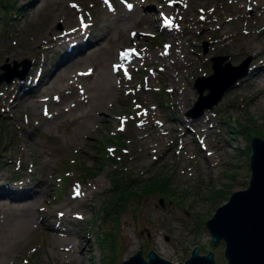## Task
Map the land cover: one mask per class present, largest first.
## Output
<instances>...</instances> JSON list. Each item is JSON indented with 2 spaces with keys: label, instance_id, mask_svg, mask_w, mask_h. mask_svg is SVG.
<instances>
[{
  "label": "rangeland",
  "instance_id": "obj_1",
  "mask_svg": "<svg viewBox=\"0 0 264 264\" xmlns=\"http://www.w3.org/2000/svg\"><path fill=\"white\" fill-rule=\"evenodd\" d=\"M2 1L7 6L0 5V73L3 65L8 63L13 69V61L27 59L25 78L39 68L41 76H46L68 46L55 44L45 51L44 40L80 19L90 24L87 37L77 39L80 44L70 48L73 54L69 53V63L53 87L44 84L47 102H53L51 111L42 110L41 105L19 106L10 119L0 111V189H10V185L19 189L23 183L40 185L38 196L18 201L0 193L1 238L6 236L8 222L13 223L10 231H15L21 207L31 202L35 212L36 225L24 233L10 264H120L138 249L145 258L153 249L166 259L183 261L194 245L201 253L212 250L215 264H226L223 240L207 243L210 233L205 220L232 190L248 183L247 136L253 132L264 138V101H253L255 83L234 81L212 107L198 115H211L208 120L214 125L207 136L206 130L196 129L184 142L179 141L184 124L169 117L172 112L178 117H198L188 113L198 96L194 81L212 72V56L226 55L224 62L233 65L248 58L249 68L254 51L231 60L230 49L235 36L253 41L260 37L259 47L264 46V0H150V8L139 5L136 11L128 7L136 0ZM139 1L146 4L147 0ZM31 3L36 5L32 10L28 9ZM124 12L136 20L148 13L150 24H130ZM186 13L197 21L182 36L179 49L187 50L196 61L180 81L188 88V98L179 104L168 67L152 56L163 49L166 39L157 25L159 17L162 23L178 27V18ZM220 15L236 17L227 26L230 36L224 40L228 42L221 40L214 48L209 36L219 29L205 22ZM50 25L51 34L46 32ZM128 46L136 54L115 60L116 48ZM18 49L25 51L12 57L4 52ZM83 68L85 74L75 75ZM17 69L22 72L23 64ZM20 73L10 81L1 80L0 93L8 84H19ZM39 86L43 96L44 87ZM13 95L14 91L8 93L5 101ZM38 97L29 96L27 103ZM59 97L65 102L54 101ZM81 97L80 104L66 109V103ZM89 107L92 117L75 119L81 109ZM220 144L224 152L214 150ZM201 145L214 151L205 155ZM116 174L121 175V189L125 185L134 189L121 200L118 188L113 187ZM98 179L102 184L96 183ZM154 179L160 189L154 184L145 186ZM142 186L148 190L142 191ZM85 187L91 193L85 198L92 200L76 198L75 189ZM73 210L80 218L69 217L74 220L70 225L89 241L82 257L75 260L54 248L49 229L64 223L68 219L64 216Z\"/></svg>",
  "mask_w": 264,
  "mask_h": 264
},
{
  "label": "bare ground",
  "instance_id": "obj_2",
  "mask_svg": "<svg viewBox=\"0 0 264 264\" xmlns=\"http://www.w3.org/2000/svg\"><path fill=\"white\" fill-rule=\"evenodd\" d=\"M31 1L33 2L35 1L36 3V1L39 2L40 0H31ZM43 1H46V0H43ZM136 1L138 2V0ZM136 1L134 2L132 1L133 3H131L132 10L134 9L133 11H136V8L140 7L139 5H142V6L144 5V7L146 5L148 8L151 7L150 0L145 1L146 4H143L139 1L138 2L139 4L134 6ZM35 6L36 5H33L31 3L28 9L31 8L30 10H32L33 8H35ZM55 6L56 4L53 5V7ZM149 10L150 9H147L144 12L149 11ZM122 15L125 17V21H127L130 24L135 25V22H139V21H143V23H146L147 25L148 23L150 24L148 13H145V15L142 14V16L137 20H136V17L128 18L127 13L125 12L122 13ZM119 17L118 18L116 17V19H119ZM235 17L236 16L220 15L217 18L214 17V19L211 18L210 20L205 22V24L207 25H211L214 23L215 29H219V32L217 34L209 36V38L213 39L214 41L212 44L214 48L217 47V43L221 40H223L225 44L228 42L227 40H224V39H227L228 36H230L227 34V31H228L227 26L230 23V21L233 20ZM157 21H158L157 25H159L158 27H161L163 29L162 31L165 33L166 39L164 41V47H162L163 49H161L160 52L153 54L152 58L161 59L163 68L168 67V72L170 73L171 78H172L171 80L175 83L177 87L176 91L178 93L177 95L178 102L179 104H185V101L188 98V88L187 86L183 85V82H180V81H182L183 76L186 74V72L191 70L192 66L194 65L196 61V58L190 55L187 50H184L183 48L179 49V46L182 43V36H184V33L191 30L190 24L196 22L197 19L194 15L189 16V14L186 13L178 18V21H177L178 27L172 26L171 24L167 25L165 23H162V18L160 17ZM123 23H126V22H123ZM89 26L90 24H88L87 20L80 19L79 21H77L76 24L71 23L70 25L58 30L57 34L54 33L51 35V37L44 40L45 41L43 44L44 47H42V49L45 51H46L45 47L50 49L54 47L55 44H60L62 47H65L67 45L68 48H66V51L64 52V54L56 62V65L51 70V73L47 74L46 76H41L40 68H39L38 72L35 73L33 71L34 74L29 75L26 78L24 76L20 77L19 84L11 83L5 87V90L0 93L1 98L4 99V100L2 99V101L0 100V111L2 110L4 112V115H3L4 117H7L8 119L12 118L14 110L18 108L19 106H25V105L26 106L27 105H31V106L41 105L42 110H47L48 112L51 111L50 105L53 102L52 101L47 102V99L49 96L47 95L48 91L46 87L52 88L54 85V80L57 78L58 75L61 76V71H64L66 69L65 66L68 65L69 63L68 60L70 59L68 58V55H70L69 53L73 54L70 48H73L74 45L80 44V41H78L77 39L82 38V37H87V35L89 34V29H88ZM52 31H54V29L50 25L46 32L51 34ZM39 32H41L40 35H42L41 29H39ZM245 32L249 33L250 30L247 29L245 30ZM188 38L189 36H186L184 40ZM240 38L242 40H239ZM260 43H261L260 37H255V40L253 41L248 36L246 38L243 36H238V37L235 36L233 38V42H232L231 49H230L231 53L234 54L231 57V60L238 59V57H240L247 51H252V52L254 51L252 54L253 60H251L250 62L251 65H249V68H247L245 73L240 75L235 80L236 83H241V81H244L245 83H255V85L252 86V90L254 91L252 99L254 102H257L259 100L264 101V46L259 47ZM37 45H40L39 42H37ZM80 48L82 49V46ZM24 51H25L24 49H18V50H12V51L5 50L4 52L5 53L8 52L9 57H12L13 55L15 56L21 55V53H24ZM129 51H134V47L128 46V47H122L121 49L117 47L116 48L117 57L115 60H118L120 58L121 60H126L136 54L135 52L131 53ZM38 53H40V51L37 52V54ZM125 53L127 55H125ZM37 57L38 56H36V54H33L34 61H37ZM43 62L44 60H41V66ZM113 63H114V60L110 62L111 65H113ZM182 66L183 68H181ZM86 72L87 71L85 70V68H83V69L78 70L75 73V75L85 74ZM73 76L74 75H69L68 78H71ZM40 84L42 87H44L45 86L44 84H46V87H44L43 89V91H45V93L43 92L44 93L43 96H41L42 94L40 91V86H39ZM30 86H33V87L28 89L30 90L29 92L27 91V88ZM0 89L2 88L0 87ZM13 91H14L13 97L6 102L5 98L7 97L8 93L13 92ZM27 93L29 94L26 95ZM31 95L40 96V97L36 98V100H34L33 102L28 101L29 103H27L28 97ZM83 99H84L83 97L74 98L71 102L66 103L65 105L66 109H71V107L73 105H76L77 103L80 104L81 103L80 101ZM54 101L55 102L57 101V103L65 102V100L60 99V97L55 99ZM50 114L52 113L50 112ZM92 114L93 113L90 107L83 108L78 113V116H75V119L76 118L79 119L80 117H84V118L92 117L93 116ZM210 117L211 115L207 113H205L203 117L202 116H198L194 118H188L184 116L178 117L176 116V113L172 112L169 117V120H178L182 124H184L183 131L181 132V134H179V141L184 142L185 136L188 133L195 134L196 129L202 132L206 130L207 132H204V136H207V133H209V129L213 127L214 125V122H211L208 120ZM174 128H175V125L172 124L171 129L175 130ZM202 145H201V148L205 152V155H208L210 151L211 152L214 150L218 151V149L224 152L222 150V147H224L223 144H220L221 148H217L214 150H211V149L205 150L204 146ZM171 149L172 147L170 148V150ZM0 176H3V175L1 174ZM6 179H9V178H6ZM96 183L102 184V179H98ZM33 184H34V187H32L29 183H26V184L23 183L20 186L22 188H19L21 190L15 187V185H12V186L10 185L11 187L10 189L5 188V187L1 188L0 193L4 196H8V198L13 201L15 200L18 201V199L24 198V197H26V199L29 197H35V196H38V194L40 193V185L37 183H33ZM24 186L25 187L29 186V189H26ZM90 186H92L91 183H89V187ZM89 187H85L84 189H75L76 191L74 194L76 195V198H78V200L82 199L84 201L88 199L92 200L91 198H85L86 194L91 195L90 190H88ZM9 202H12V201H8V203ZM20 209L23 211L20 214H18L19 220L17 221L15 225L17 226L16 228H14L15 231H12V230L10 231L9 226L10 224L13 225V223L8 222L7 228H6L7 231H5L7 232L6 236H3L2 238L0 237V264H10L11 263L12 257L16 253L17 247L19 245V242L22 240L24 233L27 231H30L36 225L34 221V217H35L34 206L31 205V202H29L28 205L21 207ZM60 215L64 216L65 213L60 212ZM64 217L68 218L64 223L61 222L59 225L50 226L49 228L50 233H51L50 238L53 242V246L55 249L57 248L59 250H62V253H64L63 256H67L68 259L75 260L77 256L80 258L82 257L83 250L89 246V241L86 239V237L84 238V236L80 234L79 228L70 225L71 223L74 222V220L69 217L80 218V213L73 210L70 213H68L67 216H64ZM79 237H82V240H80V242L78 239ZM76 246L77 248L75 249Z\"/></svg>",
  "mask_w": 264,
  "mask_h": 264
},
{
  "label": "water",
  "instance_id": "obj_3",
  "mask_svg": "<svg viewBox=\"0 0 264 264\" xmlns=\"http://www.w3.org/2000/svg\"><path fill=\"white\" fill-rule=\"evenodd\" d=\"M206 46V44L204 45ZM226 55L211 57L212 72L207 76H197L194 86L198 96L188 110L193 117L212 107L240 75L246 72L248 58L233 65L225 61ZM27 59L13 61V69L7 63L2 66L0 81H10L21 71L17 65L22 63L23 76ZM207 91L204 93V90ZM249 143L248 165L250 168L248 183L245 187L232 190L228 198L217 205L212 214L205 220L210 233V240L224 242L223 254L226 264H264V138L251 132L247 136ZM162 200V198H160ZM120 264H215L212 250L199 252V246L191 248L190 255L183 261H171L150 249L145 258L141 249L134 251Z\"/></svg>",
  "mask_w": 264,
  "mask_h": 264
},
{
  "label": "trees",
  "instance_id": "obj_4",
  "mask_svg": "<svg viewBox=\"0 0 264 264\" xmlns=\"http://www.w3.org/2000/svg\"><path fill=\"white\" fill-rule=\"evenodd\" d=\"M0 5H3V6H7L6 4H4L3 3V1L2 0H0ZM11 6H12V4H11ZM113 178L115 179L114 180V183H113V187H116V188H118V194H117V196L119 197V199L121 200V199H123L124 198V196H127V194H128V192H132V193H134V189H128L127 187H126V185L121 189V187H119V184H120V179H121V175H119V174H116V176L114 175L113 176ZM118 178V179H117ZM132 181H133V179H131ZM132 181H129V184H131L130 182H132ZM152 184H154V186L156 187V189L158 188V189H160V186L161 185H158L157 183H156V180L154 179V180H152L151 182H150V184H148V185H145V186H150V185H152ZM144 186V185H143ZM142 186V191H144V192H146L148 189H147V187H143Z\"/></svg>",
  "mask_w": 264,
  "mask_h": 264
},
{
  "label": "snow or ice",
  "instance_id": "obj_5",
  "mask_svg": "<svg viewBox=\"0 0 264 264\" xmlns=\"http://www.w3.org/2000/svg\"><path fill=\"white\" fill-rule=\"evenodd\" d=\"M105 2H107V0H105ZM128 7L130 8V7H131V5H129ZM166 23H167V22H166ZM125 55H127V54L125 53Z\"/></svg>",
  "mask_w": 264,
  "mask_h": 264
}]
</instances>
